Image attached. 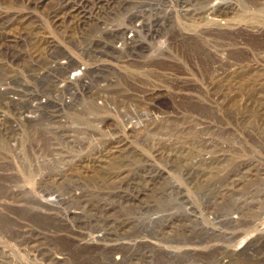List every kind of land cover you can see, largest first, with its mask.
I'll list each match as a JSON object with an SVG mask.
<instances>
[{
	"label": "rangeland",
	"instance_id": "obj_1",
	"mask_svg": "<svg viewBox=\"0 0 264 264\" xmlns=\"http://www.w3.org/2000/svg\"><path fill=\"white\" fill-rule=\"evenodd\" d=\"M88 1L63 24L116 48L140 26L101 60L134 103L94 110L58 171L42 128L12 121L9 96L37 82L5 46L62 36L77 1L0 0V264H264V0Z\"/></svg>",
	"mask_w": 264,
	"mask_h": 264
},
{
	"label": "built area",
	"instance_id": "obj_2",
	"mask_svg": "<svg viewBox=\"0 0 264 264\" xmlns=\"http://www.w3.org/2000/svg\"><path fill=\"white\" fill-rule=\"evenodd\" d=\"M95 25L98 24H63L65 31L60 30L62 36L60 33L49 36L37 33L33 38H25V43L21 46H15L17 53L21 52L18 56L23 58L16 62L17 74L20 77L28 75L37 83L28 86L27 90H16L9 96L10 103L16 105V111H12L14 120L12 118L11 120L15 124H35L38 130L42 128V137L47 138L44 145L45 155L59 157L62 161V164L54 170L65 171L61 167L66 163L63 157L75 153L74 150L81 151L80 146L84 144L82 140L86 129L82 130L79 125L91 121L98 124L103 121V117L96 116L89 105L95 108L96 113L106 106L105 112L101 115L108 114L112 117V114L115 116L119 114L118 105L125 102L130 105L134 103L131 92L126 95L127 101L119 100L116 92L118 72L113 69H103L104 66L101 64L102 59H116V52L119 53L124 47L131 46L134 30L125 29L123 42L116 48L114 44L108 45L96 33H88V28H93ZM100 30L101 34L107 33L105 28ZM108 31L118 30L108 28ZM66 36L69 40L65 39ZM79 39L82 45L76 48L72 43ZM29 40L36 41V44L29 43ZM19 41L21 44L20 39ZM49 52H55L62 57H56L45 64L38 61L41 56H48ZM25 66L36 68L37 72L28 73V70L24 69ZM25 71L27 73H24ZM103 76L107 78L103 79ZM20 86H24L22 82ZM112 94L114 100H109ZM111 103L114 104L110 105ZM128 114L124 123L133 125L135 116L131 107L128 109ZM92 115L95 117L93 118ZM75 124L78 126L75 127ZM37 150H40V147ZM58 160L55 158V163Z\"/></svg>",
	"mask_w": 264,
	"mask_h": 264
},
{
	"label": "bare ground",
	"instance_id": "obj_3",
	"mask_svg": "<svg viewBox=\"0 0 264 264\" xmlns=\"http://www.w3.org/2000/svg\"><path fill=\"white\" fill-rule=\"evenodd\" d=\"M77 2L75 3V4H77V5H73V4H71V3H69V2H65V5L61 8V10L60 11H58V13H56L55 14V22H60L61 24H63L65 21H67V17L68 16H70V15H68V14H66V11H68L67 9L68 8H70L71 9V12H74V10H72V9H75L76 11H77V15H78V17H76V19H77V22L78 23H81V21H83V20H85V21H87L88 19V17H86V16H88L87 15V13H86V11L89 9L91 12H93V10H94V8H96V7H94V6H97V5H94L93 7H91L90 6V3H88L89 1L88 0H76ZM97 1V0H96ZM111 1V0H110ZM98 2V1H97ZM115 1L113 0V2L112 3H114ZM92 4V3H91ZM112 5V4H111ZM110 5V6H111ZM107 6H109V4L107 5ZM100 9H102L103 10V8H106L105 6H102L101 5V7H99ZM98 9V8H97ZM69 12V11H68ZM89 13V15H90V17L89 18H91L92 17V13ZM70 13V12H69ZM98 14V13H97ZM1 15V14H0ZM68 15V16H67ZM83 15V16H82ZM96 15V14H95ZM97 16V15H96ZM16 17V16H15ZM71 17H74V16H71ZM75 17H74V19H75ZM70 19V18H69ZM6 20H1L0 21V24H7V22H5ZM193 22V21H192ZM9 24V23H8ZM19 24V23H18ZM133 27H134V31L136 32V33H132L134 36H133V38H135V36L138 34V31L140 30L139 29V24H131ZM57 26V25H56ZM56 28V27H55ZM60 28V27H59ZM90 31V30H89ZM136 34V35H135ZM98 36H100V32L98 31V34H97ZM19 40V39H18ZM11 41V40H10ZM9 41V42H10ZM13 41V40H12ZM16 43V42H15ZM18 43V42H17ZM29 43H31V40H29ZM8 44V43H7ZM32 44V43H31ZM76 48H79V45L81 46L82 45V41L79 39V40H76V41H74L73 43H72ZM128 45V44H127ZM12 47H13V45H11ZM11 46L10 45H7V46H5L6 48L5 49H7V51L6 52H8L7 53V55H11V56H13V58H18V55H20V53L21 52H18L17 54H16V52H17V47H13L12 49H11ZM17 46V45H16ZM135 48H136V46H134ZM118 48V47H117ZM177 48V47H176ZM4 51V52H5ZM61 55L60 54H57V53H55V52H49V54H48V56H41L39 59H38V61L39 62H43L44 64L46 63V62H50L52 59H55L56 57H60ZM11 58V57H10ZM13 58H11L12 60H10V61H8L9 62V65H13L14 63H15V65H16V62L13 60ZM47 60V61H46ZM24 69H27L28 70V73H33V74H35L36 72H37V69L36 68H30V66H25V68ZM24 73H27L26 71L24 72ZM16 80H18V81H20V82H26L25 80H22V78L21 79H19V76L16 78ZM5 105H6V102H5ZM3 104L0 106L1 108H3ZM6 108V107H5ZM9 108V107H8ZM11 108H12V111H16V105H15V103H13L12 105H11ZM89 108H90V110H92V111H94L95 110V108L94 107H92V106H90L89 105ZM9 110V109H8ZM86 115H88L87 113H86ZM5 118V117H4ZM14 120V119H13ZM1 122V121H0ZM11 124V123H10ZM12 129V128H11ZM3 130V129H2ZM6 130V129H5ZM57 165H61L62 164V162H57L56 163ZM257 203V202H256ZM155 215V214H154ZM153 215V216H154ZM155 217V216H154ZM248 217V216H247ZM150 218V217H149ZM153 217H151L150 218V220L152 219ZM136 219V218H135ZM139 219V218H138ZM158 219V218H157ZM142 220V219H141ZM213 220V219H212ZM133 221V220H132ZM148 222V221H147ZM229 223H231V222H229ZM128 224V223H127ZM150 225V224H149ZM129 226H130V224H129ZM145 227V226H144ZM124 228V227H123ZM145 228H147V227H145ZM164 229V228H163ZM171 233L173 234V233H175V231H171ZM179 233V232H178ZM177 234V233H176ZM259 259V258H258ZM188 261V260H187Z\"/></svg>",
	"mask_w": 264,
	"mask_h": 264
}]
</instances>
